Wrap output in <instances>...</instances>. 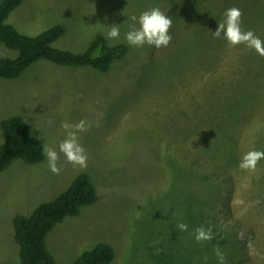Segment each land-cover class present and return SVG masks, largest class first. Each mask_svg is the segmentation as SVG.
Wrapping results in <instances>:
<instances>
[{
	"label": "rangeland",
	"instance_id": "374dc122",
	"mask_svg": "<svg viewBox=\"0 0 264 264\" xmlns=\"http://www.w3.org/2000/svg\"><path fill=\"white\" fill-rule=\"evenodd\" d=\"M232 7L243 13L242 30L264 41V0H21L7 22L23 35L60 24L54 48L80 53L102 35L127 49L104 72L41 59L16 79L0 78V123L19 116L43 149L58 151L61 125L84 121L79 142L88 157L80 169L60 154L59 175L46 157L15 159L0 172V264H19L14 217L52 201L80 173L98 199L46 235L57 264L100 242L115 264H218L204 247L211 241L194 238L213 216L227 264H264V159L251 173L238 167L248 151H264V57L213 35ZM152 8L172 19L169 45L129 46L126 33L139 28L131 17ZM113 25L118 41L106 38ZM16 56L0 45V58ZM176 157L187 171L178 183Z\"/></svg>",
	"mask_w": 264,
	"mask_h": 264
},
{
	"label": "trees",
	"instance_id": "16d2710c",
	"mask_svg": "<svg viewBox=\"0 0 264 264\" xmlns=\"http://www.w3.org/2000/svg\"><path fill=\"white\" fill-rule=\"evenodd\" d=\"M20 3L21 0L0 1V45L17 52L14 58H0V78L2 79L18 78L28 66L41 59L56 65L90 67L104 72L115 60L122 58L126 53L127 48L124 44L109 45L102 35H96L88 47L80 53L54 48L52 44L61 38L64 32L60 24H55L33 37L23 35L7 22L9 15ZM0 127L3 137L0 144V172L15 159L28 164H38L44 161L42 146L31 136L30 127L22 118L13 116L2 120ZM186 172L176 157L174 159V183L180 182ZM186 185H188V179ZM97 199L96 189L89 176L80 173L71 185L52 201L40 204L29 216H15L12 226L14 241L18 246L19 264H57L46 248V235L56 224L66 217L78 215L83 206L93 205ZM175 213L185 214L184 205H181ZM181 215L174 216V221ZM213 218L214 216L209 218L211 222L209 227L213 234L218 235L213 226ZM224 237L228 241L229 236ZM218 246L217 238H213L204 247L216 248ZM113 256V249L108 244L100 242L93 248L83 251L72 264H115Z\"/></svg>",
	"mask_w": 264,
	"mask_h": 264
},
{
	"label": "clouds",
	"instance_id": "9594fccd",
	"mask_svg": "<svg viewBox=\"0 0 264 264\" xmlns=\"http://www.w3.org/2000/svg\"><path fill=\"white\" fill-rule=\"evenodd\" d=\"M242 15L243 13L237 7L227 9L224 13L225 19L217 25L213 35L216 38L225 40L230 48L242 44L247 49L254 50L259 56L264 57V41L256 37L253 31L248 30L245 32L242 30ZM131 20L137 22L139 28L126 33L125 39L129 46L143 47L147 45L160 49L169 45L172 39L169 35L172 19L159 8L145 11L139 18L132 16ZM119 37V27L116 25L111 26L106 38L110 41H118ZM61 128L65 132V138L58 145V151L50 147L43 149L49 170L55 175L60 174L61 168L58 167L60 154L64 156L65 162L73 167L87 168L88 157L84 147L79 142V134L87 131V125L84 121H80L75 125L65 122L61 125ZM262 159H264V151L251 150L242 156L238 167L251 173L256 170L258 162ZM256 203H259V201ZM188 227L186 223L177 225L180 231H187ZM194 238L198 243L211 241L213 239L211 228H205L204 226L196 228ZM249 246L251 247V245ZM214 254L217 257L218 264H227L221 249L214 248Z\"/></svg>",
	"mask_w": 264,
	"mask_h": 264
}]
</instances>
